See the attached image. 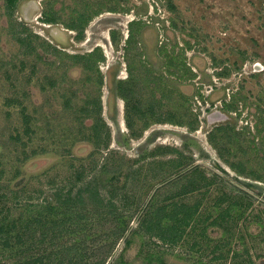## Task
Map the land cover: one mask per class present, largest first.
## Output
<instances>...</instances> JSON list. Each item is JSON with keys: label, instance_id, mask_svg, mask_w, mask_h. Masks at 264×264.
I'll return each instance as SVG.
<instances>
[{"label": "rangeland", "instance_id": "obj_1", "mask_svg": "<svg viewBox=\"0 0 264 264\" xmlns=\"http://www.w3.org/2000/svg\"><path fill=\"white\" fill-rule=\"evenodd\" d=\"M187 136L204 153L183 151ZM199 161L182 183L196 180L195 231L174 246L151 238L152 190ZM209 165L264 198V0H0V264H38L63 199L119 166L129 189L105 195L123 224L138 219L121 264H264V204L225 214L237 198Z\"/></svg>", "mask_w": 264, "mask_h": 264}, {"label": "trees", "instance_id": "obj_2", "mask_svg": "<svg viewBox=\"0 0 264 264\" xmlns=\"http://www.w3.org/2000/svg\"><path fill=\"white\" fill-rule=\"evenodd\" d=\"M11 1L13 2L14 0ZM47 19L52 20L51 17H48ZM117 42L119 41L117 40L116 43ZM230 122L231 121H228V123ZM218 129H221V127H218ZM216 133L217 132H213V130L209 131V138L212 141V144L214 143V146L218 147L219 143L216 140ZM226 137L227 135H222L223 139ZM126 139L127 144H129L130 138L128 137ZM119 141L125 143V137ZM182 146L183 151L185 149H191L190 147H198L199 151H201V153H204L198 140L190 136H187L184 139ZM194 164L195 162H186L185 164L181 163L177 168L178 170H173L168 176H166L163 182L174 176L176 177L169 180L166 184L160 187L156 191L152 200H150V202L145 207L147 209L149 206H154L153 208H155V205L158 206L154 210V212L157 211L156 214L158 215V221L152 224V227L150 228L155 229L154 233L151 234V238H158V240H160L163 244H170L173 246L176 245L177 240H180L185 234H192L195 231L197 224H199L201 201L198 199L195 200L194 196L195 192L198 190L196 186V180L192 177V179H190L188 183L182 184L184 183V179L187 178L190 174L204 170L200 164ZM216 167L228 175V171H226L221 165H217ZM111 171H113L114 173L110 174L108 177H105L106 181H103V177H101L98 173H95L88 179V181L83 184V186L76 193L71 192L66 200L63 199L62 205L67 206L66 212L68 213V215L65 217L54 216L50 221H48L51 224L50 226L44 228L41 237V241L47 248H40L45 250L41 254V256L36 259L38 264L109 263L115 251L117 250L120 241H122L128 230L130 229L128 224H123L122 214L120 219V215L118 214L117 208L115 207V199L105 195V193L114 190L115 193L118 190V192L127 191L129 189L128 184L131 173L130 171L127 172L125 174V179L121 183H119L115 182L116 177L121 172H125V170H123V168L119 166V168L113 169ZM240 173L243 175V171H240ZM204 176L208 180L212 179V184H220L224 192L231 194L233 198H237L233 200V203L231 205H229L225 214L228 213L230 215L231 211L243 208L239 205V199H241L245 202V204L247 203L248 205L252 204L253 202L264 204V201L235 185L228 178L220 175L213 169L209 171V175L205 174ZM254 176L263 177V175ZM234 179L244 184L246 187L252 189L254 192L261 196V191L258 189L260 185L258 183L247 182L243 179H240L239 177H235ZM173 189L174 192L172 191ZM164 192H166L167 197L161 199L160 197L164 194ZM169 192L171 193L170 195ZM72 204L75 205H73V207L71 208ZM87 205H92L91 209L87 208ZM47 210H51V208L48 207ZM168 211L170 212L169 214H167ZM147 214L148 213L146 212L143 220H145ZM150 214L151 213H149L148 216ZM224 215H222L220 218H222ZM209 217H212V215H210ZM41 218L44 219L43 217ZM94 219H98V224L106 227V238L103 236V232L94 230V228L96 227ZM214 219L215 220L210 224L220 225L218 217H215ZM118 220L119 222L116 224ZM2 229L3 226L0 227V231ZM226 230L227 229H225L224 231L227 232L228 230ZM63 234H70L74 238L78 235V237H80L81 239H79V243L77 242V240H75L74 242L66 240L60 244L56 243L55 239L61 238ZM129 238L130 236L126 238V243H129ZM53 241H55L54 244L50 245V243ZM46 243L48 244L46 245ZM199 244L200 242L196 240L191 243L194 248ZM153 251L158 253L155 258H162L160 256V250ZM118 255L119 254H117L116 257L113 258L110 264H121Z\"/></svg>", "mask_w": 264, "mask_h": 264}, {"label": "water", "instance_id": "obj_3", "mask_svg": "<svg viewBox=\"0 0 264 264\" xmlns=\"http://www.w3.org/2000/svg\"><path fill=\"white\" fill-rule=\"evenodd\" d=\"M211 117H212V116H211ZM199 163H206V162H205V161H199V162L195 163V165H197V164H199ZM209 167L212 168V169H213L214 171H216L217 173H219L220 175L225 176L226 178H228V179H229L232 183H234L235 185L239 186L240 188L246 190L247 192L251 193V194L254 195L255 197H257V198L261 199L262 201H264V198H263V197H261L260 195H258V194H257L256 192H254L252 189L246 187L244 184L238 182V181L235 180L233 177H231V176L225 174L223 171L219 170L218 168H215V167L212 166V165H209ZM175 177H176V176H174V177H172V178H170V179H168V180H166V181H164V182H161V183H159L158 185H156V186L154 187V189L152 190L151 195L149 196V198H148V200H147V202H146L145 207H146L147 204L150 202V200L152 199V197L155 195L156 191H157L160 187H162L164 184H166L169 180H171V179H173V178H175ZM137 220H138V219H136V220L133 221V223H132L130 229H129L128 232L126 233L125 237L122 239L121 243L119 244L117 250L115 251L113 257L111 258V260L109 261L108 264L111 263V261L113 260V258L116 257V255L118 254V252L120 251V249H121L122 246L124 245V243H125V241H126V238L129 236V234L131 233L133 227L136 225Z\"/></svg>", "mask_w": 264, "mask_h": 264}]
</instances>
